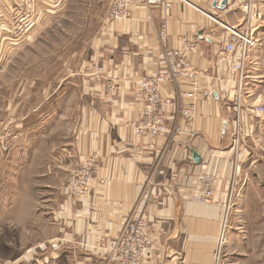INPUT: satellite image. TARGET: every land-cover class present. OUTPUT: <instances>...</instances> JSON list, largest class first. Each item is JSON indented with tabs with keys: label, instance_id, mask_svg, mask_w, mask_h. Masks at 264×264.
<instances>
[{
	"label": "crops",
	"instance_id": "0c3cea01",
	"mask_svg": "<svg viewBox=\"0 0 264 264\" xmlns=\"http://www.w3.org/2000/svg\"><path fill=\"white\" fill-rule=\"evenodd\" d=\"M214 1L174 0L167 18V47L176 48L178 39L198 43V53L191 62L203 75V84L210 83L209 78L222 70L215 58L227 33L219 23L238 26L243 20L236 0H227L224 11L212 8ZM253 1L259 20L255 32L257 45L246 65L248 106L264 102V0ZM162 18L158 7L141 6L122 22L107 24L102 49L91 53L79 73L75 69L70 74L71 80L63 85L68 88L55 93L47 109L36 115L43 126L39 131L44 134L37 144L29 140L27 147H31L23 154L27 157L28 172L39 157L41 174L33 186L38 188L45 208L53 210L50 216L57 221L54 227L63 226L60 231L64 232L67 226L69 237L79 241L73 250L77 256H70L73 261L68 259L70 264H105L100 240L108 243L113 239L132 212L146 215L159 236L145 264H212L234 157L228 127L222 132L228 108L219 94L220 88L215 86L213 99L196 104L193 126H183L173 141L170 133L151 140L135 136L122 125L136 118L139 106L131 88L138 78L161 70L158 33ZM109 86L114 89L111 93ZM171 93L174 89L168 85L161 90L162 97ZM249 121H244L245 131L251 126ZM22 122L26 124L25 119ZM172 123L168 118L169 129ZM60 129L62 134L50 141L51 134ZM65 130L69 133L63 134ZM245 152L244 144L231 211H239L235 214H242L240 219L251 220L254 213L251 215L249 205L264 198V186L259 191L252 181L242 179L246 172L242 165ZM193 154L199 157L198 164L192 161ZM90 158L98 173L90 194L69 209L65 203L61 206L56 197L61 193L54 190L61 182L55 175H63L66 169ZM214 171H220L224 181L212 202L193 203L192 189L199 176ZM61 207L65 209L60 211ZM259 218L264 219V213ZM227 239L233 254L231 264H264L263 239L244 227H230Z\"/></svg>",
	"mask_w": 264,
	"mask_h": 264
},
{
	"label": "rangeland",
	"instance_id": "374dc122",
	"mask_svg": "<svg viewBox=\"0 0 264 264\" xmlns=\"http://www.w3.org/2000/svg\"><path fill=\"white\" fill-rule=\"evenodd\" d=\"M108 5L109 0H0V131L11 127L10 130L17 134L8 152L0 154V264H70V256L76 255L73 250L79 241L69 237L67 226L64 232L60 231L63 226L54 227L57 221L50 216L53 210L45 208L38 188L33 186L37 185L41 174L38 173L39 157L28 172L23 151L31 147H27L29 140L37 144L44 134L39 131L43 126L36 115L47 109L55 93L63 87L68 88L63 85L71 80L70 74L75 69L79 73L91 53L102 49L108 26L120 23L107 26ZM262 103L256 106L264 107ZM244 106L247 109L256 107L246 103ZM28 113L31 116L27 117ZM248 115L247 111L242 120L246 150L242 162L246 172L242 179L252 181L261 191L264 186V119L253 120ZM244 119L251 122L246 131ZM62 132V129L54 131L49 140L53 141ZM68 133L65 130L63 134ZM51 162L54 165L55 160ZM87 162L81 161L66 169L63 175H55L61 182L54 189L61 193L56 195L61 206L65 203L69 209L83 202L71 203L63 193V185L72 171ZM97 174L96 171L93 174L94 182ZM237 179L238 176V184ZM91 189L92 186L87 194ZM249 206L251 215L254 213L251 220L240 219L242 214H235L239 211L232 212L231 208L227 233L229 235L230 227H244L259 240H264V219L259 218L264 213V198L256 199ZM64 209L61 207L60 211ZM138 215H143L154 226L139 212H132L124 221ZM100 242L105 262L108 243ZM228 246L227 239L224 255L226 263L231 264L233 254Z\"/></svg>",
	"mask_w": 264,
	"mask_h": 264
},
{
	"label": "built area",
	"instance_id": "2783aa9c",
	"mask_svg": "<svg viewBox=\"0 0 264 264\" xmlns=\"http://www.w3.org/2000/svg\"><path fill=\"white\" fill-rule=\"evenodd\" d=\"M173 1L109 0L108 24L129 18L132 11L141 6L158 7L163 16V23L158 33L161 46L159 54L161 70L156 74H147L138 78L132 92L134 102L139 106L136 118L122 125L129 128L135 136L151 140L170 133L173 141L182 132L183 126L186 128L193 126L196 104L213 99L211 89L216 90L215 86L220 88L219 94L224 99L229 112L226 126L231 129L230 142L234 157L231 162L232 173L227 181V197L222 210L220 229L212 253V264H227L224 251L227 243L228 219L234 202L238 165L244 147L242 120L247 115V111L250 119H264V107L247 109L243 99L246 95L247 60L250 52L257 45L255 38L259 20L257 5L253 0H236L243 14L242 23L238 26H227L217 21L227 33L221 52L215 58V63L221 66L222 70L209 78L210 83L203 84V75L191 62L192 56L198 53V43L178 39L176 48L167 47V18ZM166 85L173 88L174 93L162 97L160 91ZM108 88L109 92L113 89L112 86ZM168 118L173 122L170 129L167 126ZM10 128L0 131L2 155L8 152L11 143L17 139V134ZM95 171L97 172V169L93 161L88 159L87 163L81 164L70 173V177L63 185V193L71 203L86 200L88 189L94 182ZM223 181L224 176L220 171L203 172L192 189V202L199 205L212 202L218 186ZM155 232V227L150 225L143 215L129 217L121 225L116 236L108 242L105 264H145L159 239Z\"/></svg>",
	"mask_w": 264,
	"mask_h": 264
},
{
	"label": "water",
	"instance_id": "95a60500",
	"mask_svg": "<svg viewBox=\"0 0 264 264\" xmlns=\"http://www.w3.org/2000/svg\"><path fill=\"white\" fill-rule=\"evenodd\" d=\"M227 0H221V1H217L215 0L213 3H212V8L214 9H217V10H220V11H224L227 7ZM201 36V35H200ZM216 95L214 94V97ZM225 128H226V123H223L222 125V132L225 131ZM192 161L195 163V164H198L199 163V157H197L196 154H193L192 156Z\"/></svg>",
	"mask_w": 264,
	"mask_h": 264
},
{
	"label": "bare ground",
	"instance_id": "6f19581e",
	"mask_svg": "<svg viewBox=\"0 0 264 264\" xmlns=\"http://www.w3.org/2000/svg\"><path fill=\"white\" fill-rule=\"evenodd\" d=\"M137 82V81H136ZM162 90V89H161ZM211 91H212V97H214V89H211ZM160 93H161V91H160Z\"/></svg>",
	"mask_w": 264,
	"mask_h": 264
}]
</instances>
